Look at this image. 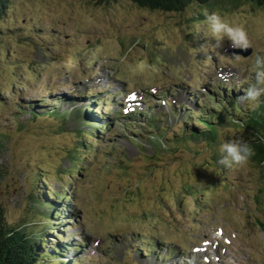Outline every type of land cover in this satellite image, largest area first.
I'll return each mask as SVG.
<instances>
[{"label": "rangeland", "instance_id": "374dc122", "mask_svg": "<svg viewBox=\"0 0 264 264\" xmlns=\"http://www.w3.org/2000/svg\"><path fill=\"white\" fill-rule=\"evenodd\" d=\"M206 11L244 27L250 52L227 41L214 47ZM0 32V208L8 223L37 222L34 195L48 190L43 198L59 202L60 217L43 249L59 243V264H264V167L249 160L225 168L216 150L242 131L226 125L215 143L177 142L183 116L205 102L204 87L243 92L254 82L264 9L11 0ZM87 110L96 115L90 123L111 131L96 129V143L80 137L94 129L73 117ZM132 111L134 122L118 119ZM150 119L156 130L144 128ZM154 131L171 148H158Z\"/></svg>", "mask_w": 264, "mask_h": 264}, {"label": "trees", "instance_id": "16d2710c", "mask_svg": "<svg viewBox=\"0 0 264 264\" xmlns=\"http://www.w3.org/2000/svg\"><path fill=\"white\" fill-rule=\"evenodd\" d=\"M94 1V0H87ZM96 1V0H95ZM99 2H108L109 0H97ZM136 6L152 11L161 12H182L189 5H223L236 7L240 4H250L253 8L264 9V0H129ZM11 0H0V22L3 20L7 12L9 11ZM1 34V32H0ZM222 87H214L218 89V92L212 90L210 87L206 94L205 102L201 100L197 104L196 113L191 115V119H186L185 116L181 119L180 132L177 133V142H184L188 144L195 141H206L207 143H215L219 139V132L224 126H236L243 132L247 130L250 134L246 135V132H240L231 138L243 137L246 139L254 149V155L250 158V161L254 162L258 167H264V96L261 97V102L255 107L239 106L236 103L235 94L243 95V92L234 88H226L223 84ZM248 85H246L247 88ZM241 88V89H246ZM236 92V93H235ZM96 103V102H94ZM248 103V102H246ZM98 105V104H97ZM99 107V106H97ZM99 109V108H98ZM147 111L144 112L146 114ZM174 112V111H173ZM49 113H57L52 111ZM73 115L74 119L79 120L82 124L83 121L88 123L87 125L94 130H88L87 132H80V137L84 139L90 138L94 143L102 139L97 137L98 133L96 129L109 130L108 124L97 125L96 122L90 123V120L95 118V114L91 110L84 112L77 111ZM117 112L115 113V115ZM110 116V120L115 118ZM137 113L121 114L118 119H128L129 122H134ZM147 129L154 127L158 128L156 122H152L151 119L142 122ZM119 127L120 124L118 125ZM160 130V129H159ZM142 131L140 129L136 130ZM136 132V133H137ZM84 135V136H83ZM156 144L158 148L168 149L171 148V142L162 139V136L156 134ZM161 138V139H160ZM230 139V138H229ZM80 148L86 151H90L91 148L87 144L80 142ZM39 168H35L33 175L39 176ZM37 178V179H38ZM43 179V178H42ZM42 179H40L42 181ZM44 180V179H43ZM48 195V190L40 194L34 195V202L38 209V221L37 222H25L21 224H11L5 220L4 211L0 208V264H59L58 257L62 255L57 245L51 246V251L44 252L43 247L48 240L47 233L51 231L52 226L56 225V221L60 217V210L57 209L58 203L56 200L45 199V194ZM57 197L56 193L53 195ZM62 199V196H58ZM56 199V198H55ZM59 240L60 237L56 236ZM65 263L60 261V264ZM67 264H71L67 263Z\"/></svg>", "mask_w": 264, "mask_h": 264}, {"label": "clouds", "instance_id": "9594fccd", "mask_svg": "<svg viewBox=\"0 0 264 264\" xmlns=\"http://www.w3.org/2000/svg\"><path fill=\"white\" fill-rule=\"evenodd\" d=\"M206 37L212 38L214 47L221 48L224 42L232 49L247 50L252 47L247 30L230 22L227 18L216 11L205 12ZM254 82L244 90L243 99L250 107H255L264 96V54H253ZM218 162L225 168H240L245 166L254 155L252 145L243 137L221 139L217 146Z\"/></svg>", "mask_w": 264, "mask_h": 264}, {"label": "water", "instance_id": "95a60500", "mask_svg": "<svg viewBox=\"0 0 264 264\" xmlns=\"http://www.w3.org/2000/svg\"><path fill=\"white\" fill-rule=\"evenodd\" d=\"M234 52L241 53L242 55H247L250 52V49L245 50H234Z\"/></svg>", "mask_w": 264, "mask_h": 264}]
</instances>
